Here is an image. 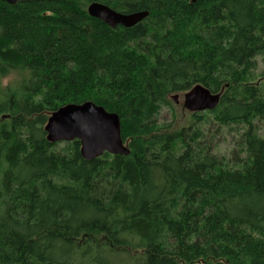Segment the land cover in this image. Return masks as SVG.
I'll return each instance as SVG.
<instances>
[{
    "label": "trees",
    "instance_id": "trees-1",
    "mask_svg": "<svg viewBox=\"0 0 264 264\" xmlns=\"http://www.w3.org/2000/svg\"><path fill=\"white\" fill-rule=\"evenodd\" d=\"M93 1L149 15L113 28ZM262 55L264 0H0V264H264ZM198 83L222 93L207 114L245 126L234 162L197 114L159 121ZM85 101L119 114L129 155L47 140Z\"/></svg>",
    "mask_w": 264,
    "mask_h": 264
},
{
    "label": "water",
    "instance_id": "water-1",
    "mask_svg": "<svg viewBox=\"0 0 264 264\" xmlns=\"http://www.w3.org/2000/svg\"><path fill=\"white\" fill-rule=\"evenodd\" d=\"M10 4L31 0H1ZM196 1V0H194ZM88 13L115 28L131 27L148 17L149 11L126 13L115 10L99 1L89 3ZM222 93L212 92L203 84H196L184 93V107L191 112L216 109ZM176 103L179 94L173 95ZM46 138L51 143L80 141V152L84 159L93 160L105 152L129 155L131 149L122 137L121 118L118 113L108 111L93 101L69 103L52 112L44 126Z\"/></svg>",
    "mask_w": 264,
    "mask_h": 264
},
{
    "label": "rangeland",
    "instance_id": "rangeland-1",
    "mask_svg": "<svg viewBox=\"0 0 264 264\" xmlns=\"http://www.w3.org/2000/svg\"><path fill=\"white\" fill-rule=\"evenodd\" d=\"M252 75L257 82L264 89V55L259 56L256 59L255 66L252 70ZM21 75L17 72L11 73L3 79V84L6 85L10 80L20 79ZM184 92H179V102L176 103L173 99V93L169 95L170 103L163 107L159 116V121L170 125V130H180L184 126H188L196 119L194 114H197V118L202 120L200 126L205 129L208 134L207 138L215 145V150L226 161L233 160L236 153H238V144L241 134L244 131V125L242 124H228L221 125L218 123L212 114H207V111L191 112L184 107ZM257 128L262 137H264V125L258 122ZM128 144V141H127ZM62 147V146H61ZM228 163V162H227ZM100 243L108 242L104 236H98L92 238ZM130 255L136 254L138 251L133 249H127Z\"/></svg>",
    "mask_w": 264,
    "mask_h": 264
}]
</instances>
